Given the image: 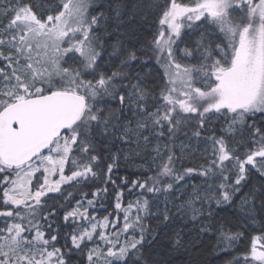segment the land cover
<instances>
[{
    "label": "snow or ice",
    "instance_id": "1",
    "mask_svg": "<svg viewBox=\"0 0 264 264\" xmlns=\"http://www.w3.org/2000/svg\"><path fill=\"white\" fill-rule=\"evenodd\" d=\"M157 13L158 30L142 40ZM202 25L219 42L202 34L199 56L180 48L185 30ZM144 48L163 68L152 87L131 72ZM214 117L224 121L218 134L209 128ZM181 132L197 147L211 145L198 172L176 167ZM117 143L127 147L113 154ZM188 148L181 143V154ZM121 151L153 173L131 181L129 193L140 192L126 206L129 182L113 177ZM253 173L264 178V0H165L162 9L154 0H0V264H73L77 254L78 264L85 256L87 264H148L142 249L159 232L145 220L165 229L195 224L206 220L205 207L210 219L213 202H233ZM194 174L205 183L186 185ZM101 181L74 206L50 195ZM113 192L116 219L89 215ZM256 195L243 200L244 230L216 228L225 251L255 233L230 264H264ZM212 227L200 223L199 231ZM170 242L182 246L180 233Z\"/></svg>",
    "mask_w": 264,
    "mask_h": 264
},
{
    "label": "trees",
    "instance_id": "2",
    "mask_svg": "<svg viewBox=\"0 0 264 264\" xmlns=\"http://www.w3.org/2000/svg\"><path fill=\"white\" fill-rule=\"evenodd\" d=\"M45 4L55 5L57 0H44ZM154 2L159 6L160 9L164 7L165 0H154ZM187 2V0H185ZM94 14V13H93ZM143 28L150 29L149 31H145L141 33L142 40L151 39L152 33L158 30V13L153 15L149 14L147 17V23L143 25ZM208 33H213L211 28H207L202 25L199 29L188 31L185 30V34L183 35V40L180 43L183 48L189 47L194 52L197 47V41L200 40L201 35H206V43L207 41H216V35L213 33L212 35H207ZM113 40L109 41V44L113 43ZM137 48H141L142 45L137 44ZM109 52L112 51L111 48L108 49ZM143 52L147 53L146 55H139V59L131 65V72L133 76L139 75L144 84L149 87L154 86L155 84L162 83L161 77L163 76V68L159 64H157L155 56L148 52L147 48L143 49ZM195 55L199 56V52H195ZM116 64H119V61H115ZM183 64H192V61L185 59L181 61ZM195 63V60L193 62ZM127 71V69H125ZM135 82V81H133ZM158 91V89H157ZM110 107L117 108L118 103L111 104ZM224 121L223 118H220V121L217 122L216 118H213L211 124H209V128H215L218 130L222 127ZM204 136L212 135L211 132H206L203 134ZM157 143L155 139L152 141V146ZM161 144L164 141H160ZM181 143L185 145H189L187 151L181 154L180 145ZM176 151L175 154L178 157L176 160V167L181 171L185 168H194L199 169L204 166L207 162V159L210 158L205 155V148L209 149L211 145L205 144L203 141L199 142V147H197V141L193 138L189 143V140L184 137L183 132L180 133V137L176 140ZM127 146L121 145L119 143L116 144L115 147H111V152L115 154L118 149L125 148ZM150 150V149H149ZM127 153L125 151L120 152V160L117 164V168L113 173V177H119L117 180V184L120 183L121 180L127 178L128 185L123 188L124 197L123 203L125 206L129 201H135L137 199V194L140 190L137 188L135 192L129 193V188L131 187V181L134 179L143 180L147 175H152L151 172H144L143 169L139 168L143 162L142 158H136L135 156L129 155L128 159H125V155ZM202 182L205 183L204 178L194 174L192 177H189L185 180V184L187 185H196L197 183ZM211 183V181H209ZM103 182L101 181L99 184L94 185L92 188H71L65 186V190L63 195L60 194H50L56 197V202L58 204L66 203L65 198L71 201V205H75L76 200L81 198V193L83 192H92L95 190V187L102 186ZM191 188V187H189ZM109 191H111V186H109ZM256 192L258 195L255 196V212L258 213L257 221L260 219V215H264V208L261 207L262 201H264V178H262L258 173H253L247 180V183L242 186L240 192L235 195L233 202L229 204H223L217 206L214 202L211 206V210L213 213L212 218H207L208 208L205 207V216L206 220L191 223L188 221L176 222L170 225L167 229L163 226L159 228L156 227L157 221L155 220H145V224H151L156 232H159V237L152 242V235H149L148 242L145 243L142 251L144 252V257L147 260L148 264H230L234 258L241 256L249 247L250 244V236L253 233L250 229L247 230V235L238 241L233 247L235 250L229 249L225 251V245L219 241V233L216 232V228L220 225H223L225 229H230L233 232L244 230V219L241 216L240 210V202L243 197L248 196L251 199V193ZM69 193L72 196H69ZM74 197V199H73ZM114 197L115 193L113 192L110 197L101 196L99 198V202L95 204L93 209H90L89 215H95L100 219H103L105 216H110V219H114L117 214L114 210ZM88 199H92L89 195ZM52 201L50 200L49 203ZM180 203V201H177ZM107 209V211H105ZM63 213H61V216ZM134 218V214H133ZM120 223L123 225L122 214H120ZM200 223H211L213 225L212 229L203 234L200 233L199 227ZM185 224L187 226L185 227ZM258 226V224H257ZM70 229L65 227L62 229L61 235L63 233L68 232ZM180 233V236L183 240L182 246H176L175 244L170 242V237H173L175 233ZM124 237L122 236L121 239ZM60 243H64V240L61 239ZM219 244V247L217 245ZM59 246V245H57ZM93 244H88V247H93ZM87 249H85L86 253ZM79 254H77L78 256ZM77 256L73 257V264H78ZM83 264H87L86 256L83 259Z\"/></svg>",
    "mask_w": 264,
    "mask_h": 264
},
{
    "label": "rangeland",
    "instance_id": "3",
    "mask_svg": "<svg viewBox=\"0 0 264 264\" xmlns=\"http://www.w3.org/2000/svg\"><path fill=\"white\" fill-rule=\"evenodd\" d=\"M179 47L180 48H183V46H181V45H179ZM189 61H192V64H194L193 62H194V60H195V63H197L198 61L196 60V59H188ZM183 62H185V60H183ZM204 183H202V182H199V183H197L196 185L197 186H200V185H203ZM187 185V184H186ZM188 191L189 192H191L192 191V188H188ZM244 198H245V196L243 197V199H242V201L240 202V208L242 207V204H243V200H244ZM242 210H240V212H241ZM114 219H116V217L114 218ZM122 220H123V215H122ZM258 227V226H257Z\"/></svg>",
    "mask_w": 264,
    "mask_h": 264
}]
</instances>
